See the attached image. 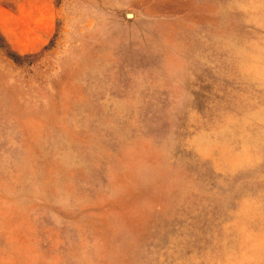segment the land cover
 <instances>
[{"label":"rangeland","instance_id":"rangeland-1","mask_svg":"<svg viewBox=\"0 0 264 264\" xmlns=\"http://www.w3.org/2000/svg\"><path fill=\"white\" fill-rule=\"evenodd\" d=\"M0 264H264V0H0Z\"/></svg>","mask_w":264,"mask_h":264},{"label":"trees","instance_id":"trees-1","mask_svg":"<svg viewBox=\"0 0 264 264\" xmlns=\"http://www.w3.org/2000/svg\"><path fill=\"white\" fill-rule=\"evenodd\" d=\"M6 54H7L10 58H12L13 60L17 59V57H18V54L14 53V52H12V51H7Z\"/></svg>","mask_w":264,"mask_h":264}]
</instances>
